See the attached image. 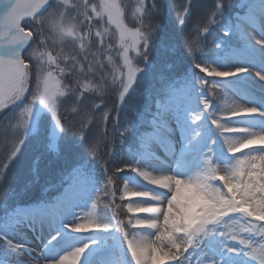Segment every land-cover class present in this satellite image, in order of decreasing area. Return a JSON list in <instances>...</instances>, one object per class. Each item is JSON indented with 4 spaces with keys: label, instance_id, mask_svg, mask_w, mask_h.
<instances>
[{
    "label": "snow or ice",
    "instance_id": "6c2138e0",
    "mask_svg": "<svg viewBox=\"0 0 264 264\" xmlns=\"http://www.w3.org/2000/svg\"><path fill=\"white\" fill-rule=\"evenodd\" d=\"M238 6L244 9L243 16L253 22L243 28V38L237 29L244 20L239 18L231 24L225 20V0H211L210 6L207 0H137L132 28L124 24L126 6L119 0H100L98 5L90 4L89 0H0V112L24 105L20 119L14 115L7 118L17 119L16 127L23 129V138L17 136L12 141L10 155L6 150L0 158L4 169L0 178V264H82L86 252L98 246L99 241L72 243L71 238L93 228L98 232H109L110 228L123 232L127 251L131 253V260L127 259L124 264L132 261L164 264L166 260L172 264H246V260L264 264V129L257 133L250 126H232L238 118L252 115L264 118V107L245 103L218 109L206 95V91L216 89L232 92L231 78L249 73L264 82V0L258 3L243 0ZM173 11L175 25H179L175 30L169 20ZM105 16L108 24H115L119 32L122 49L119 55L126 70H121L118 77L112 74L111 79L104 74L105 66L91 52L93 46H98L100 54L105 48H112L111 44L106 45L107 28L96 30L93 38V18ZM257 20L259 31L254 23ZM217 27L221 34L214 37ZM67 39L72 40L71 51L54 47ZM234 49L239 53V63L235 66ZM130 51L135 52L136 64H142V68L132 67ZM257 51L261 69L251 66ZM189 55L192 60L183 67ZM108 62L114 69L118 67L111 55ZM146 69L153 70L161 79L181 75L183 88L198 95V109L190 114L191 123L196 127L187 140L186 153L192 152L194 142L200 137L198 126L202 121H207L222 138L224 151L217 157L213 139L206 150L199 149L200 164L194 171H180L179 165L177 169L156 167L151 145L168 128V108L161 107L147 127L139 121L135 109L127 120L118 115L114 130L119 133L122 144L131 139L136 147L134 154L122 157L116 164L113 175L107 177L105 191L119 180L123 182L121 200L138 198L129 200L126 207L129 213L145 214L134 215L127 222L132 228L144 230L139 240L135 234L133 239H128L129 232L124 230L123 221L117 220L112 225L107 215L78 217L74 212L79 207L76 190L71 184L52 213L46 234L41 232L45 240L43 248L36 252L22 240H16L14 237L22 235L23 229L35 228L37 221L34 214L24 211L25 206L10 199L12 179L6 181L5 177L23 146L37 107L50 112L55 127L68 133L70 128L62 124L59 112L66 101L79 106L87 117L90 109L97 106L85 93L104 94L106 85L108 91L118 96L119 104L113 101V107L120 113L122 104L137 103L142 91V73ZM89 74L102 83L82 82ZM33 78L35 87L30 88ZM28 95L32 99L25 105ZM217 111L226 116H217ZM221 119L225 122L221 123ZM85 140L93 157L97 156L101 143L107 154L106 133L99 139L85 137ZM258 140L259 147L242 153ZM47 147L56 161L66 162L64 171L73 177L89 166L87 155L81 154L76 145L62 141ZM237 153L242 154L238 157ZM126 169L134 175L116 176ZM153 172L162 175L154 176ZM134 178L137 184L131 182ZM143 182L155 187L148 188ZM112 195L115 197V191ZM68 216H71L70 222H66ZM257 236L259 240L254 239ZM62 244L64 249L56 252ZM103 264L118 262L105 260Z\"/></svg>",
    "mask_w": 264,
    "mask_h": 264
},
{
    "label": "rangeland",
    "instance_id": "374dc122",
    "mask_svg": "<svg viewBox=\"0 0 264 264\" xmlns=\"http://www.w3.org/2000/svg\"><path fill=\"white\" fill-rule=\"evenodd\" d=\"M119 2H122L126 6V15L129 16V18H126L125 15L124 24L128 28H132L133 26H131L130 23L134 17L132 13L135 11L137 0H119ZM240 2H243V0H225L226 8L224 18L228 23L231 24L233 21L243 16L244 9L238 6ZM99 3L100 0H95L94 4L98 5ZM228 4H231V7H228ZM89 12L91 13L90 10ZM73 15H75V12H73ZM103 19L106 21L105 26H111L119 38V32L116 29V25L108 24L107 16H105ZM250 30L251 27H249V31ZM220 34L219 27H217L213 33V36L218 37ZM241 38H243V36H241ZM49 45H52L51 40L49 41ZM71 45L72 40L67 39L63 44H59L54 47L56 49L64 48L66 52V50L70 49L69 46ZM250 47L251 45H249V48ZM233 53L234 55L232 56V60L234 61L233 66H235L236 63H239V53L235 49L233 50ZM53 54L55 55V51ZM129 56L133 58L132 67L135 68V52L130 51ZM256 57V59L251 60V66L253 65L252 63L255 64L256 61L259 62L258 51L256 52ZM252 67L254 68L255 66ZM57 75L59 74L57 73ZM247 75L248 74L231 80L230 89L233 93L227 90L221 91L219 89L213 90L212 92L206 91L207 98L210 100L213 107L218 109L224 108L227 104L228 95H234L237 97V99L244 101L245 103H254L257 107H264V89L260 88L257 83L251 78L247 77ZM208 79L211 80L212 78L209 77ZM29 87H35L34 78L33 81L30 82ZM179 87L180 88L178 90H175L174 93L170 94L164 99L151 98L150 100H147L148 105L146 107L135 111L139 114V121L144 127H147L150 125L152 117L161 107L168 108V128L166 132L161 135L160 139L151 145V157L153 158V164L156 167L160 166L164 168L176 169V167L182 163L181 171L190 172L196 170L200 164L199 149L203 148L206 150V146L211 144V141L215 139L216 143L212 145V147L217 154V157H219V155L224 151L223 141L216 131L210 126V124L207 123V121H202L198 126L201 131V135L197 141L194 142L195 145L192 152L186 153V143L179 136L186 133V135L188 134L187 136L190 138L193 128L196 127L191 123L190 114L198 109V95L191 94L189 90L183 88L182 84ZM31 99L32 97L28 95L24 104L26 105ZM67 103L68 106H65V111L60 112V115L62 116L66 114L65 117L74 123L75 137H80L81 135L79 130H81L80 123L83 120L86 123H93L92 125L95 126L96 130L101 126V124H104L107 121V117H104L102 112L98 113L96 110L95 113H92L94 111L90 109V115L85 117L81 111L80 113L71 111V102L67 101ZM23 107L24 105H14L11 109H4L2 112H0V125H3L0 126V158H2V155L6 150H8V154L10 155L12 141L17 138V136L23 138V129H17L16 127L17 119L21 118L20 111ZM216 114L217 116H223V113L220 111H217ZM10 115H14L17 119H13L11 121L7 120ZM220 122L223 123L225 121L224 119H221ZM232 126L234 127V125ZM60 132L61 131L55 127L50 112L38 106L34 112L27 136L24 139L23 146L7 170L5 180L7 181L9 178L12 179V192L10 193V199H12L14 203L25 206L24 211L30 210L31 208H35L37 206H51L52 203L57 202L61 197H63L66 189H68L69 185L71 184L75 186L76 190L77 203L79 207H77L74 212L78 217L82 218L89 216L90 214H98L100 216L107 215L108 217H111L112 225H115L117 220L123 221L124 230L129 232L128 239H133V234H135L137 240H139L144 230L132 228L127 222L134 215L143 216L145 214L129 213L126 207L129 203V200H135L138 198L125 197V199L121 200L120 197L123 195V182L119 180L114 181L113 185L109 186L107 191H105L107 177L113 175L116 164L119 163L122 157H127L130 154H134L136 147V144L132 142L131 139H126L122 144V141L119 138V133L115 130L114 133L116 136H112L114 134L112 133L111 137L109 138L110 146L115 145L117 139L120 140L117 141V146L119 147L120 151L123 150V153L118 152V158H116L114 155L109 157L108 164L111 165V171H109L108 167L105 168L104 165L100 164L98 159H93V157L90 156V159L93 161H90L88 168L79 176L73 177L66 173L64 176L59 177L57 181L50 182L45 188H32L30 190L32 195L28 196V193L26 192L27 188H25V186L30 183L31 179L37 174L36 166L40 165L39 159L30 155L29 148L31 145L36 143L39 137L43 136L46 138V140H50V145L57 144V138ZM232 135L235 136L237 134ZM91 138H93V136L89 137V139ZM85 142L87 145V141ZM242 153H237L236 155L239 157ZM162 161H164V164H162ZM4 163H9V161H4ZM168 163L170 166H168ZM120 166L124 167L123 164ZM98 167L100 168L98 169ZM3 171V166L0 165V178H3ZM152 174L154 176H159L161 173L153 172ZM121 175L133 176L134 174H131L126 169L125 173H116L117 177ZM131 182L134 184L138 183L135 178ZM143 183L147 184V182ZM217 183L219 184L221 182ZM37 190H40L39 195H36ZM113 191H115V197L112 195ZM35 195V199L29 200ZM117 205H119V207H117ZM51 221L52 220H48L46 223L49 225ZM70 221L71 216H68L66 222ZM45 226L47 227V224ZM38 228H40V222H37V229L35 227L33 230L36 232V234L39 233L38 237L41 238L40 232L44 230L39 232ZM25 229L28 236L32 235L31 233L33 231L30 232L28 228ZM109 232H98L93 228L84 232L83 234L73 236H76L73 243L81 240L89 241L93 239L99 241L98 246H93L86 252L82 259V264H103V261L105 260L117 261L118 264H124L127 259L131 260V253L127 251L128 243L124 238L123 232H118L114 228H110ZM254 239L259 240V237H254ZM32 242L33 245L30 244L29 247L35 249V243L38 244V241L36 242L35 237H33L31 243ZM89 242L91 243V241ZM33 255H35V253H33ZM132 264H135V262L132 261ZM164 264H172V262L166 260L164 261ZM246 264H254V262L251 260H246Z\"/></svg>",
    "mask_w": 264,
    "mask_h": 264
},
{
    "label": "trees",
    "instance_id": "16d2710c",
    "mask_svg": "<svg viewBox=\"0 0 264 264\" xmlns=\"http://www.w3.org/2000/svg\"><path fill=\"white\" fill-rule=\"evenodd\" d=\"M77 2H79V0H77ZM89 2L90 4H94L95 0H89ZM207 4L208 6H210L211 0H207ZM89 14L91 15L90 12ZM126 18H129V16L126 15ZM169 20H170L171 27L175 30L176 27L179 26V25L177 26L175 25V20H176L175 11L169 14ZM134 23H135V17H133V20L130 23L131 26H134ZM105 24H106V21L104 19H98V18L93 19V27H92L93 38H94L96 30L98 29L103 30L104 28H107L108 36L106 37V45L111 44L112 45L111 50H108L107 48H105L103 50V54H100L97 51L98 46H93L91 49V52L95 53L96 59L99 60L105 66L104 74L107 75L109 79H111L112 74H116L118 77L119 72L121 70H124L122 68L123 66L122 57L119 55L122 49H120V45H119L120 43H119V38H118L117 33L114 32V29L111 26H105ZM68 51H71V48L66 50V52ZM109 55L113 57V62L118 66L115 69L113 68L112 64H109L108 62ZM89 60H91V56L89 57ZM190 60H192L191 55H189L188 59L185 60L183 67H186L189 64ZM137 66L141 68L143 67L142 64L140 65L136 64V67ZM97 76H99V73H97ZM142 76H143L142 91H141V95L137 97V103L135 105L131 102H126L125 104H122L119 109L120 113H118L116 109L113 107V101L117 102V106L119 104L118 96L108 91L106 85H105L106 90L104 94H101L99 92L85 93V95L91 97V99L95 102V105L97 106L95 108H91L92 111H94L92 113H95L96 110L98 111V113L102 112L104 117L105 116L107 117V121L104 124H101V126L96 130L95 126L92 125L93 123H89V122L86 123L83 120L80 123L81 130H79L81 132V135L80 137H75L74 123L68 120L67 117H65L66 114H64L61 116L62 118L61 122L62 124H66L70 128V131L68 133L60 132L57 138V145H59L62 141L67 142L69 144L76 145L81 154H86L88 159L90 161H93L90 159L91 158L90 156L92 155L87 150L86 142L83 143V141H86L85 137L89 139L90 136H93L99 139L101 134L106 133L108 137V144H109L106 150L107 154H105L104 145L103 143H101L97 149V153H98L97 156L96 157L92 156V157L93 159H98V161H100V164L104 165L105 168L108 167L109 171H111V165L108 164L109 157H112V155H114L116 156V158H118L117 153L118 152L123 153V150L120 151L119 147L117 146L118 145L117 141H120V140L117 139L115 145L110 146V143H109V138L111 137V134L114 133L113 125L117 123V120H116L117 116L120 115L122 120H127L130 117V115L133 113L134 109L139 110V109H143L144 107H146L148 105L147 100H150L151 98L164 99L170 94L174 93L175 90H178L180 88L179 86H181L182 84L181 75H169L166 79H161L153 70L146 69L145 72L142 73ZM89 81L93 85H98L102 83V81L91 76L90 74L87 76V79L82 78V82H89ZM64 82L67 83L66 80ZM69 102L71 101L69 100ZM65 106H68L67 101H66ZM65 106H62L59 109V112H64ZM70 106L72 107L71 111H74L75 113L76 112L80 113L79 106L73 105L72 103ZM112 136L115 137L116 134L114 133ZM48 145H50V140H46V138H44L43 136V137H39L36 143L34 145H31L29 148L30 155L33 156L34 158H38L40 165L36 166L37 174L31 179L30 183H28L25 186V188H27L26 192L28 193V196L32 195V192H30L32 188H35V189L45 188L50 182L57 181L59 177H62L67 173L64 171V169L67 167L66 162L56 161L54 159L52 150L49 147H47ZM99 168L100 167H98V169ZM39 194H40V190H37L36 195H39ZM36 195L33 196V198H30L29 200L35 199Z\"/></svg>",
    "mask_w": 264,
    "mask_h": 264
},
{
    "label": "bare ground",
    "instance_id": "6f19581e",
    "mask_svg": "<svg viewBox=\"0 0 264 264\" xmlns=\"http://www.w3.org/2000/svg\"><path fill=\"white\" fill-rule=\"evenodd\" d=\"M256 2L258 3L259 0H256ZM241 19L244 20V23H242L240 25V27H238V32H239V34H241V36H243V28H244V26L246 24H251L253 22L250 21V20H248V18H246L244 16H241ZM254 23H255L256 29L259 31V27H260L259 21L257 20ZM252 64H253L252 66H255L254 68H256V69H261L262 68V65H261L260 62H257L256 61L255 64L254 63H252ZM247 77L251 78L254 82L257 83V85L260 88L264 89V82L258 81L251 73H249L247 75ZM237 78H239V77H233V78H231V80L237 79ZM234 104L235 105H244L245 102L237 99V97L234 96V95H228V97H227V104H226V106L224 108L231 107ZM223 116H226V113H223ZM232 123H234L233 124L234 127L235 126L236 127H241V126H250V127H253L252 128V131H255L257 133H259L261 131V129H264V118L260 117L259 115L246 116V117H243V118H240V119L238 118L235 121H233ZM187 135H186V133H184V134H181V136H179V137H181V139L186 144H187V140L189 138ZM194 145H195V143H194ZM259 146H260V142L258 140L257 143H256V145L251 146L248 149H243L242 152L252 151V147H259ZM162 164H164V161H162ZM168 166H170L169 163H168ZM181 166H182V163H180V165H179V170L180 171L182 169ZM177 168H178V166L176 167V169ZM167 174L170 175V172L167 173ZM160 175H162V173ZM146 186L148 188H154L155 187L154 185H151V184L150 185L146 184ZM62 199H63V197H61L57 202L52 203L51 206H37L35 208H31L30 210H26L25 211V212L34 214V218L36 219V221L37 222H40V228H38L39 232L42 231V230H44L45 231V234H46L47 227L49 226L48 223H46V222H48V220H52L53 219L52 213H54L57 210V208L59 207V202ZM53 206H55V207H53ZM46 224H47V227L45 226ZM28 229H29L30 232L33 231L31 233L32 235L28 236L27 233H26L27 232L26 229H23V234L22 235H16L14 238L16 240H22L23 242H25L26 244H28L30 246V244L33 245V242L31 243V241L33 240V237H35L36 242L38 241L37 242L38 244L35 243V250H36V252H39L43 248L44 243H45V240L42 238V236H41V238H39L38 237V234L39 233L36 234V232H34L33 228H28ZM36 229H37V226H36ZM40 235H41V232H40ZM75 238H76V236L71 238V242L72 243H73V241H74ZM64 247H65V245L62 244L55 251L56 252L62 251L64 249ZM53 254H55V253H53Z\"/></svg>",
    "mask_w": 264,
    "mask_h": 264
}]
</instances>
